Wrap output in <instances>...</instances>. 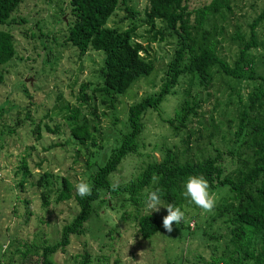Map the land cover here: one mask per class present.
I'll return each instance as SVG.
<instances>
[{
    "label": "rangeland",
    "instance_id": "obj_1",
    "mask_svg": "<svg viewBox=\"0 0 264 264\" xmlns=\"http://www.w3.org/2000/svg\"><path fill=\"white\" fill-rule=\"evenodd\" d=\"M208 1L187 0L186 6L192 10ZM260 3L236 0L226 21H215L218 27L224 26L218 49L225 58L236 52L228 34L237 25L247 35V23ZM146 5V0H119L106 21L107 26L121 30L135 23L134 39L148 47V58L154 65L149 76L116 97L113 108L100 103L97 92H91L101 81L103 54L88 49L79 56L77 49L64 41L66 25L71 23L67 0H20L10 13L15 23L0 25V29L12 33L15 48L12 58L0 65V264H41L42 249L60 239L61 227L77 213L78 206L73 199L55 203L54 190L42 198L45 188L37 183L39 176L49 173L53 187L58 185L59 177L65 176L74 192L77 183H89L91 171L104 161L102 153L119 143L127 107L158 90L174 38L165 33L162 39H148L152 32L145 23ZM154 24L155 28L161 27L157 21ZM257 31L259 37L264 36V26ZM186 88L185 77L179 78L157 109L146 111L138 152L125 156L111 174L112 182L134 178L147 162L159 159L166 147L183 153L185 131L175 134L168 120L182 104ZM80 89L92 94L94 101L79 105ZM188 89L190 96L198 95L201 105L199 116L187 123L191 133L187 146L191 149L184 155H213V148L223 150L231 144L229 132L234 128L231 118L237 93L244 98L250 84L216 76L206 88L192 84ZM88 106L95 107L98 122L92 120ZM72 107H77L78 119L83 115L90 124L96 122L92 138L82 146L71 137L66 122ZM211 191L219 205L223 190ZM146 199L140 198L137 207L113 198L110 207L95 204V211L81 229L69 236L66 245L47 254L48 258L52 264H204L214 243L219 247L226 240L227 225L221 218L210 217L215 209L205 214L185 196L176 206L185 212V221L178 227L174 224L170 235L165 233L162 219L167 211L161 208L159 213H152L159 221L158 230L142 239L135 217L151 213ZM209 233L218 236L216 242L207 237Z\"/></svg>",
    "mask_w": 264,
    "mask_h": 264
},
{
    "label": "trees",
    "instance_id": "obj_2",
    "mask_svg": "<svg viewBox=\"0 0 264 264\" xmlns=\"http://www.w3.org/2000/svg\"><path fill=\"white\" fill-rule=\"evenodd\" d=\"M67 1L71 23L66 25L64 41L74 46L79 56L88 49L103 54L99 69L101 81L91 88V92H97L100 103L113 108L118 95L152 73L154 65L148 58V47L134 39L135 23L122 30L106 25L119 0ZM186 1L146 0L145 23L152 32L148 39L155 41L156 36L162 39L166 33L174 38V48L158 90L141 96L127 107L123 122L125 129L119 143L108 153H102L101 161H104L91 171L89 184L93 189L92 195L80 198L72 191V184L65 176L59 177L55 187L51 180L48 181L49 173L39 176L37 183L45 188L42 198L54 190L55 203L73 199L78 206L77 213L61 227L60 239L42 249L41 264H52L47 254L68 243L69 236L78 232L95 211V204L103 203L110 207L109 201L113 198L137 207L140 198L146 199L149 192L159 190L162 202L178 206L184 198L188 177L200 175L209 180L210 190H223L222 202L210 217L221 218L228 227L226 240L219 247L214 243L209 260L204 264H264V36L259 37L257 31L264 26V0L247 23V35L237 25L228 34V41L236 46V52L229 59L218 49L219 41H223L224 26L218 27L215 21L218 19L224 23L227 13L231 12V4L236 0H209L192 10L187 9ZM19 2L0 0V25L15 23L10 13ZM124 7L126 9L127 6ZM156 21L161 24L160 28H155ZM14 53L12 33L0 29V65L8 62ZM216 76L250 84L244 98L237 93L231 118L234 128L229 132L231 144L223 150L213 148V155H184L191 149L187 146L191 135L187 123L192 117L199 116L201 105L198 95L190 96L188 88L192 84L206 88ZM181 77H185L187 85L182 93L183 102L168 122L175 134L179 130L185 131L183 153L168 147L162 149L159 159L147 162L134 178L121 182L118 192H112L109 187L111 174L126 155L138 152L143 115L149 109H157ZM2 79L0 69V83ZM81 89L79 105L90 99L94 101L92 94H84ZM88 107L92 120L98 122L95 107ZM78 116L77 107H72L66 122L71 137L82 146L92 138L96 122L90 124L83 115L80 119ZM104 194L108 198H104ZM135 218L142 239L150 238L159 228L154 214ZM207 237L214 242L218 239L211 233Z\"/></svg>",
    "mask_w": 264,
    "mask_h": 264
},
{
    "label": "clouds",
    "instance_id": "obj_3",
    "mask_svg": "<svg viewBox=\"0 0 264 264\" xmlns=\"http://www.w3.org/2000/svg\"><path fill=\"white\" fill-rule=\"evenodd\" d=\"M121 186L120 180H115L110 184V190L112 192H118ZM76 194L80 198L90 197L93 193L92 186L84 181L76 184ZM185 191L183 195L190 198L191 202L201 209L205 214H210L217 206V199L215 194L210 190L209 180L203 176H190L188 177L185 185ZM162 193L159 190H153L148 193L146 199V208L152 213H159L161 208L166 209L167 215L162 219V228L167 234H171L174 231L173 225L177 227L185 221V212L180 207H176L172 204L164 205L162 202ZM141 253L139 252L138 255ZM129 260H133L129 257Z\"/></svg>",
    "mask_w": 264,
    "mask_h": 264
}]
</instances>
